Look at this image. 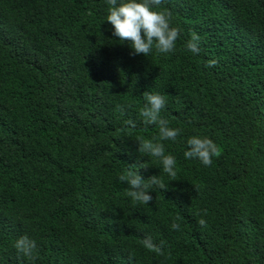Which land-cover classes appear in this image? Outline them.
I'll return each mask as SVG.
<instances>
[{"label":"trees","instance_id":"obj_1","mask_svg":"<svg viewBox=\"0 0 264 264\" xmlns=\"http://www.w3.org/2000/svg\"><path fill=\"white\" fill-rule=\"evenodd\" d=\"M108 7L0 0V264H264V0H164L181 36L147 57L113 35ZM147 91L181 130L161 141L176 177L138 152L159 134L140 116ZM191 136L218 146L210 166L184 158ZM132 166L165 185L148 205L125 195ZM22 236L35 261L14 247Z\"/></svg>","mask_w":264,"mask_h":264},{"label":"clouds","instance_id":"obj_2","mask_svg":"<svg viewBox=\"0 0 264 264\" xmlns=\"http://www.w3.org/2000/svg\"><path fill=\"white\" fill-rule=\"evenodd\" d=\"M164 0H107L109 5L107 9L106 21L114 29L113 35L119 37L122 42H129L133 55L143 54L149 56L153 50L156 54H170L175 51L176 42L180 39L181 29L172 26V14L166 9H161ZM200 37L196 33L191 34L184 47L186 50L199 54ZM217 61L210 60L205 67H215ZM145 101L140 109V116L145 126L155 125L159 134L153 139L138 138V152L148 157H153L162 165V171L169 177H176L175 170L176 159L171 154L165 153L164 144L161 141H175L180 135L179 128L169 126L167 119L161 118L160 113L166 106L164 95L150 91L143 93ZM118 111H122L121 106H117ZM128 129H135L136 123L132 120L124 121ZM125 129H121L124 131ZM155 141V142H154ZM187 150L183 155L185 159L199 160L204 166L212 164V158L217 155L218 146L207 137L191 136L186 141ZM147 167V165H141ZM132 167H127L125 174L119 176V180L126 182L128 188L125 189V195L130 197L133 204L148 205L152 201L149 194L150 189L155 186L165 189V185L159 176H152L145 180L137 171H132ZM179 217L176 218L178 220ZM201 227H206L204 219L198 220ZM171 228L174 231L180 229V225L173 221ZM141 244L149 251L160 256H164V242L158 245L154 243L151 236L141 240ZM14 247L16 250L29 260L37 259L36 241L28 236H22L17 239Z\"/></svg>","mask_w":264,"mask_h":264}]
</instances>
